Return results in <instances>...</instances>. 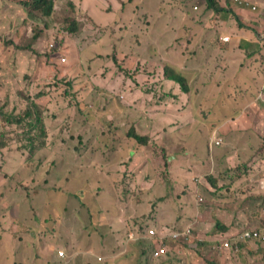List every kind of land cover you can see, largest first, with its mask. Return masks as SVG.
Returning a JSON list of instances; mask_svg holds the SVG:
<instances>
[{"label":"rangeland","instance_id":"1","mask_svg":"<svg viewBox=\"0 0 264 264\" xmlns=\"http://www.w3.org/2000/svg\"><path fill=\"white\" fill-rule=\"evenodd\" d=\"M69 1L62 0V2L67 3ZM71 1L74 7L80 9L82 13L84 12L81 7L84 8L93 21L98 23V26L94 22L82 18L76 34H69L67 29L70 20L74 19L72 15L75 10L70 9L67 3H56L54 5L55 15L49 21L46 17H42L38 11L31 17L36 23L34 27L44 28L47 26V30L41 34L40 40V48L44 54L50 49L48 44L51 41L56 45H67V50L64 52L70 58L68 65L72 74L63 77V79L73 78L77 84L86 79L85 76H87L89 82L87 88L78 84L82 95L79 97L78 104L73 108L71 116L65 118L66 112L62 111L65 107L67 110L70 109L67 100L58 98L54 106L51 105V112L54 109L62 111V122H67L59 131L53 132L51 130L52 114H49V129L57 141L56 144L65 135L70 136L71 139H64L65 141L60 145L61 148L56 147L60 149L59 151H54L55 145H53L45 156L47 158L34 162L43 169H47L50 155L53 153L62 154V157L57 160L52 168L58 183L62 180L64 184L63 188L54 189V197L67 198L68 211L63 212L59 222L69 226L73 232L81 233V236L76 238V243H78L76 247L72 240H69L64 244V248L60 249L64 251L66 256L71 254V258L58 264H87L86 259L78 255L81 253V248L85 247L97 249L91 251L96 259H100L102 264H114L113 255L117 256L116 264H136L138 257L142 259L141 264H149V255L141 256L140 246L129 242L128 233L140 232V225L149 229L150 226L156 227L157 224L171 223L175 214L172 204L174 187L180 193L183 192L189 200L197 194V189L199 190L197 195L203 199L197 196L198 200L195 205L205 209L206 212L197 221L201 228L206 231L204 236L207 239H210V235L216 230L215 225L220 222L219 217L215 215L220 210L225 211L223 222L231 224L234 233L243 228H250L249 218L256 222H262L264 226V188H259L260 183L264 184V84L259 85L257 83V87L253 88L255 95L257 94L255 102L244 106L239 114L235 111L229 112V114H237L234 118H230V116L224 118L221 116L222 111H220L221 115H215L219 110L213 112L207 108L206 103L202 104L203 97L210 99L211 96L208 93L219 86L214 80L220 66L226 65L219 80L230 83L235 82L232 74L242 59L247 62L245 60L246 48L256 49L258 54L256 55L264 59V37H259V31L255 38L251 36L250 30L247 28L250 23L243 21V19L248 20L249 18L240 13L242 17L238 16L241 21L235 20L233 11L230 9L211 12L205 7L207 11L204 12V5H206L204 0H125V3L122 0ZM174 1H179L180 9L177 10V14L179 17L182 15L183 21L189 22V26L191 24L199 26V30L194 33L193 37L191 34H187L188 37H191L190 40L187 38L185 40L182 36L177 39L178 35L181 34V29L175 24L176 16L171 12ZM216 1L220 2V5L229 2L232 4L231 0ZM19 8L26 12L24 7ZM21 12L20 15H26V13ZM215 13H219V17L225 19L227 23L222 26L219 25L213 17ZM36 14H39V18H35ZM21 21L22 18L20 17ZM180 27L183 28V24H180ZM143 29H145L144 32H142ZM236 33L237 36H235ZM245 33H247V38H254L256 42L250 41L249 44L244 45L242 51L237 49L234 44L241 42V37ZM201 34H205L209 42L219 39L221 46L229 48L228 51L231 54L227 55L224 52L223 59L219 60L214 55L216 54L215 50L212 52L204 48V50L198 49L202 52L199 55L195 51L194 43L196 41L201 42L199 38ZM262 35H264V30ZM223 36L228 38L224 39ZM143 37L150 39L148 45L144 44ZM184 40L185 45L188 43L191 45L185 47L182 43ZM190 46H193L192 48L195 50H191ZM115 47L119 65L123 66L124 70L127 69L130 74L135 71V74L129 76L125 71L117 68L110 56L116 52ZM79 48H83L84 53L80 59L78 58ZM168 50L170 51L166 52ZM179 50L183 51V54H179ZM75 51L77 57L72 56V53L75 55ZM39 52L41 53V51ZM139 55H146L147 59L153 62L147 63L151 70L155 68L160 71L166 60L174 64L176 68L179 67L187 75L192 98L197 102L193 111L187 113L197 122V143H195L196 147L193 154L185 161L183 169L180 163L173 166L172 159V166L168 173L163 168L161 161L165 152L171 146L174 148L176 142L174 134L178 128L175 126L176 124L170 121L163 129L164 134L161 131H151L152 139L148 140L151 142L144 149L145 159L149 164L141 178L143 181L155 179V184H153L157 191L153 192L150 189L147 193L142 192L152 199V202L156 200L157 196H164V199L158 204L156 201L155 205L157 206L154 208L152 204L146 206L141 200L142 197L137 202V199L131 196L127 199H121L120 194L122 169L119 167V163L128 160L126 159L127 156L135 155L139 148L132 139L123 135L125 132L124 123L131 118L134 124L132 126L137 132L139 131V134L142 131H148L150 123L139 111L141 110L140 101L148 102L142 90L144 88L151 92H161V79L155 71H149L146 73L148 76H144L141 73L143 68L135 67L136 64L140 63ZM6 60L10 66H17L22 74L36 71L35 65H33L35 60L29 50L14 47L3 49V46L0 45V70L3 69ZM255 62L257 63L247 64L251 67L264 69V66L259 65V61ZM36 67L43 70L47 68V63L45 60H41L36 63ZM261 74L264 76L263 72ZM242 76H237V78L240 79ZM246 79H249V76ZM12 80L26 81L22 75L12 77ZM135 81L139 84L135 85ZM209 81L211 84L207 86ZM250 82L251 80L246 82L249 87ZM151 83L154 84V87L146 89L145 87ZM132 87L135 91L132 90ZM203 90H206V95L200 97L199 92ZM226 94L227 88L224 96ZM216 96L219 97V95ZM47 99L45 97L39 101L46 102ZM79 107L82 108V111H79ZM84 107L88 110L83 114L87 119L84 125L79 126L76 124L77 119L84 112ZM171 117L176 118L177 114ZM214 118L217 125L211 123ZM136 121L140 125V130H137ZM85 126H87L88 131ZM17 130L15 129L14 132ZM215 140L220 144H215ZM258 144L259 146L262 145L263 148L257 152ZM30 155L43 157L38 150H34ZM0 157L2 158L0 164L2 160L7 158L14 159L13 174L17 170L16 165L23 156L20 154L16 156L13 151L8 152L6 150L5 153H0ZM23 158L25 159V156ZM143 163L140 162L138 166H142ZM97 169H101V173H98V177H94ZM129 170V167L126 168L127 174L130 173ZM185 170H188L189 173H185ZM28 171L29 167L22 165L24 177ZM207 176H211L214 183H210ZM0 178L3 179L2 171H0ZM87 180L104 187L103 189L94 187L90 193L86 192L82 190V187L86 186ZM133 181L135 184L134 177ZM170 183L173 185V190ZM7 188L11 191L0 202L2 211L8 212L18 208L22 214L18 215L17 219L25 218L27 221L34 219L42 221L52 216L51 214H42L37 205L32 206V211H28L29 205L19 199V180L17 177L7 181ZM76 189L81 199L77 197L76 202L70 201V199H74L73 194H76ZM188 201H184L183 204L190 214L192 203ZM135 202L138 203L137 206ZM213 202H223V207H217L212 204ZM140 205L143 206L144 214H142ZM175 206L178 207L176 204ZM156 215L162 220H152ZM98 220L101 221L99 231H95L94 227ZM61 227L64 226L61 225ZM27 228H32V226L27 225ZM48 229H51L50 221L48 222ZM148 229L144 236L148 234ZM23 233H27L29 236L32 230L27 232L25 230ZM61 234V229L54 231L52 236L51 234L48 236L47 243L53 237ZM11 238L7 232L0 233V264H56L53 257L44 248H40L38 244L32 245L24 239L17 241L14 247ZM55 240L58 239L55 238ZM149 242L152 246H147L148 250L154 247L150 239ZM229 242L234 241L229 239ZM241 246L237 243V248L233 247V250L228 252L220 250L219 257L222 264H264V243H256V245L251 246V250L247 249L245 244H241ZM242 249H246L248 255ZM205 251L206 247H203L197 264H202L205 260ZM123 255L130 256L123 257ZM162 261L163 264H183L181 259L170 256L169 253L167 258L153 259L150 264H161Z\"/></svg>","mask_w":264,"mask_h":264},{"label":"trees","instance_id":"2","mask_svg":"<svg viewBox=\"0 0 264 264\" xmlns=\"http://www.w3.org/2000/svg\"><path fill=\"white\" fill-rule=\"evenodd\" d=\"M124 1L125 0H122V2ZM204 1V3L206 4L204 5V12L207 11L205 7L207 9H210L211 12H220L227 9L233 11L230 8V2L226 3L225 1L226 4H224V6L220 5V2H217L216 0ZM56 3L65 4L67 2H62V0H0V45L3 46V49L14 47L31 51L32 57L35 60V64H33L35 65V68L36 63L41 60H45V62L47 63V69L37 71L36 73H33L34 71H30L29 74H22L17 69L15 73L17 74L16 77L22 75V77L26 80L24 81L23 87L13 93H9L0 97V152L5 153L6 150H8V152L13 151L16 156L18 152H20L25 156V164L23 165H27L29 167H32L35 164V161L47 158L45 156L53 145H55L54 151H59L60 149H57L56 147H60V145L65 141L64 139H71L70 136L65 135L58 141L59 145L56 144L57 141L51 135L49 129V114H52L51 130L53 132L59 131L67 123L62 122L61 112H66L65 118L71 116L73 108L78 104V101L80 100L79 97H81L82 92L78 88V84L84 86V88H87L89 84L87 76H85L86 79L81 80V82L77 84L73 81V78H67L66 80L63 79V77L70 76L69 74H72L71 68L68 65L70 58L69 56H67L68 54L66 55V53H64L65 60L63 62H59L57 57L54 55V52L66 51L67 45H56L55 47L47 50L45 54L44 51L40 48L41 34H44V32L47 30V26H44V28L34 27L36 23L31 19V17H33L34 13L38 11V13L42 17H46L48 21L51 20V18H53L55 15L54 5ZM67 4L70 9L75 10V13L72 15L75 20H70V25L67 29V32L69 34H76V31L79 29L80 20L82 18H85L84 20L86 21L94 22L92 17L85 12L84 8L81 7L82 11L84 12L82 13L80 9L74 7L71 0ZM10 5H12L11 8ZM19 7H24L26 9V12H23V10H21ZM178 9H180L179 1H174L171 7V12L174 14V16H176L175 24L181 29V34L178 35L177 39L182 36L185 38V40L186 38L190 40L191 37H193L194 33H197V31L199 30V26L192 24L189 26V22H184L182 15L179 17L177 14ZM188 10L193 12L190 9ZM2 11L6 12V14H4ZM20 12L26 13V15H20ZM232 13L235 20L241 19L236 12L233 11ZM39 14H36L35 18H39ZM218 14L219 13L213 14V17L216 19L217 23L221 26L224 25V23H227L225 19L219 17ZM20 17L22 18L21 22ZM7 23L10 24L11 30L9 31H6ZM94 24L98 26L97 22H94ZM180 24H183V28L180 27ZM249 30L252 37L255 38L258 35V31L255 28L250 27ZM144 31L145 29L142 30V32ZM187 34H191V37H188ZM199 38L201 39V42L196 41L194 43L196 50L192 48L193 46H190V49L195 50L199 53V55L202 54V52H200L198 49L204 50V48L212 52L215 50L216 54L214 55L217 56L219 60L223 59L222 57L224 52L227 55L231 54L228 51L229 48L221 46L219 39H215L213 40V42H209L205 34H201ZM142 40L145 45H148L150 42V39L146 37H143ZM185 40L182 41L184 45ZM249 42V38H242L237 47L243 51L244 45L249 44ZM187 45L191 44L188 43L185 45V47ZM39 51H41V53ZM169 51L170 50L166 52ZM256 51V49L251 50L246 48L245 60H247V62L242 59L239 66L232 74L235 82L225 83L224 81L219 80V77L225 70L226 65L219 67V71L215 75L214 80L219 86L208 93V95L211 96L210 99H207V97H203L202 99V104L206 103L209 110H212L213 112H215V110H219V112L215 113V115H221L220 111H222L221 116H223L224 118H227L228 116H230V118H234L241 112L244 106L252 104L256 101L257 94L255 95V90H253V88L257 87V83L260 85L263 84L264 81V79L261 78V72L264 73V69L257 68L255 66L251 67L248 65L249 63H257L255 61H259V65L264 66V59L258 58V56H256V59L253 60V56L257 54ZM179 54H183V51L179 50ZM82 55H84L83 48H79L78 58L80 59ZM72 56L77 57V52L75 51V55L74 53H72ZM110 56L113 58L117 68H119L121 71H125V73H127L129 76L135 74V71L130 74L127 69L124 70L123 66L119 65V61L117 59V51L113 52ZM139 58L141 59L140 63L136 64L135 67H142L143 70L141 71V73L144 76H148V74L146 73H149V71H155L157 76L161 79V92H151L145 90L144 88L143 90L142 88H140L142 91H144V97L148 99V102L144 103L143 100L140 101L141 110L139 111H141L144 118L149 121L151 129L149 128L148 131H142L139 134V131L137 132L132 126L133 121H131V118L126 120L124 123L125 132L123 133V135L132 139L139 148L137 149V153L135 155H133L132 157L129 155L126 157V159L128 160H126L124 163H119V167L122 169L120 179L122 188L120 194L121 199H127L131 196L133 198H136L137 202H139L140 197H142L141 200L146 206H150L152 204V207L154 208L155 206H157L155 205L156 201V204H158L164 199V196H157L156 200L152 202V199H150L142 192L147 193L150 189H152L151 191L153 192L157 191V189L154 187L155 179L151 178L150 181H143L141 178L146 171V166L149 164L145 159L146 155H144V149L151 142L148 141L152 139L151 131H161L162 134H164L163 129L170 121L176 124L175 126L178 128L177 130H175L176 134H174V138L176 140L174 148H172L171 146L169 150L165 152V155L161 157V161L163 164V168L167 170L168 173L170 172L172 166V159L173 166L180 163L183 169L185 161L193 154L196 147L195 143H197V122L194 121L195 119L190 116L192 118L191 120V118L187 114L190 111H193L194 107L197 105V102L192 98L191 86L187 75L183 73L179 67L176 68L174 64L166 60L165 63H163V67L160 71L155 68L151 70L147 63H151L152 61L150 59H147L146 55H139ZM143 62L146 63L144 64ZM240 75L243 76L238 79L237 76ZM89 76L90 78H92L91 75ZM247 76H249V79H246ZM249 80H251L250 87L246 84V82ZM134 84L137 85L139 83L135 81ZM209 84H211L210 81L207 86ZM152 87H154L153 83L148 84L145 88L150 89ZM226 88L227 94L224 96ZM132 90L135 91L134 87H132ZM199 95L200 97L205 96L206 90L199 92ZM216 95H219V97H217ZM45 97L48 98L46 102L39 101V99ZM154 97L156 98L154 99ZM58 98L67 100V102L69 103L67 105H70V109L67 110V108L65 107L62 111L54 109L51 112V105L54 106V103ZM83 109L84 112L78 117V122L76 123L79 126L84 125L87 119L83 114L85 112H88V110H86L85 107ZM79 111H82L81 107H79ZM234 111L237 114H229V112ZM175 114H177L176 118L171 117ZM211 123H215L217 125V121L215 120V118ZM135 125L137 126V130H140L138 121L135 122ZM85 128L88 131L87 126H85ZM15 129H18L17 132H14ZM256 148L258 152L262 150L263 146H259L258 144ZM34 150L40 151L43 157L31 156L30 153H33ZM50 156L51 157H49V165L51 166L48 165L47 169H45L46 172L44 174H40L36 178L26 182V188L22 193H19V199L23 200L29 205L28 211H32V206L37 205L42 214H51L52 216L50 218H45L42 221H39L37 219L30 221L32 228L28 229L27 224L22 221V218L17 219L18 215L22 214L18 208L11 209L8 212L2 211L0 209V233L7 232L12 237L11 240L14 247L17 241L24 239L32 245L38 244L40 248H44L46 252L50 254L51 257H53L54 263L58 264L64 263L71 258V254L60 257L58 255V251L64 248V244L69 240H72V243H74L76 247L78 244L76 243V238L78 236H81V233H75L69 226H65L64 224H61L59 222V218L62 216L63 212L68 211V206L66 199H63L61 197H54V189L63 188L64 184L62 180L60 181V183H58L57 178L52 171V168L55 166L57 160L62 157V154L53 153ZM140 162H144L142 166H138ZM13 166V158H7L6 161L0 166V171H2L3 174V179L0 178V191L4 190L1 195V201L11 191L7 188L8 180L17 177L18 180L21 181L25 178L22 175V165H20L18 169L12 174ZM128 167L130 169V173L128 172L127 174L126 168ZM184 172L189 173L188 170H185ZM98 173H101V169H97L93 176L98 177ZM133 177L135 178V184L133 181ZM207 179L210 181V183H214V180L211 176H207ZM85 183L86 186L82 187V190L89 193L94 187L100 189H103L104 187L95 185L89 180H87ZM170 187L173 190L172 183H170ZM75 196L81 199L79 194H75ZM184 201H187L184 193H180L179 190L174 187L172 204L174 207L175 217L169 224L156 225L159 234H169L173 230L181 231L185 225L194 221V214L197 207L194 204V201L189 200L188 202L192 203V210L189 214L185 209V204H183ZM137 202H135L136 206L138 204ZM175 204L178 205V207H176ZM141 209L143 211L142 214H144L143 206H141ZM157 219L162 220L157 215L152 220L155 221ZM49 221L51 222V229H48ZM100 223L101 221L98 220L97 225L94 227L95 231H99ZM61 225L64 227H61ZM142 227L144 226L140 225V232L144 233L146 227H144L143 230ZM218 228L220 229L221 235H226L227 237H232L237 232L243 231V229H240L234 233L232 225L226 223L218 225ZM58 229L62 230V234L55 237L58 240H55V238L53 237V239H51L49 243H47L46 240L48 236L50 234L52 236L54 231H57ZM25 230L26 232L32 230V233L28 236L27 233H23V231ZM180 237L183 239V236ZM149 239L150 238L148 236L143 235L141 237V235H138L137 239H135V241L133 242L134 245L138 244L140 246L141 256H143L144 254L149 255V264L153 259L160 260L163 257L167 258L168 253L170 256H175L176 258H179L181 260L184 259L182 252L179 254V251H174L173 249H166L161 253L159 257H153V250L156 247L160 246V240L155 239L152 241L150 239L154 247L153 249L148 250L147 246H152L149 242ZM164 242L166 246H169V244L175 242L174 244L178 250L179 248L182 250V245L183 247L187 248L192 247L191 239H189L188 241H184L178 239V237L173 239L171 236H165ZM241 244H245L246 248L251 250V245H248V242H240V247H242ZM91 250L95 251L97 249L88 247L81 248V253L78 255L84 257L87 264H102L99 258H95V255ZM127 256L130 255H123V257ZM116 258L117 256L113 255L114 264H116ZM71 260L73 261V258ZM207 262L211 264H217V259L215 258L214 260H212V262L207 260ZM141 263L142 259L138 257V259L136 260V264ZM161 264H163V261Z\"/></svg>","mask_w":264,"mask_h":264},{"label":"crops","instance_id":"3","mask_svg":"<svg viewBox=\"0 0 264 264\" xmlns=\"http://www.w3.org/2000/svg\"><path fill=\"white\" fill-rule=\"evenodd\" d=\"M232 1V10L234 12H236L238 15L241 16V14H243V16H245L246 18H249L248 20L243 19L244 22L248 21L250 24L248 25L247 28H255L257 31H259V36L262 35V32L264 30V0H248L251 4H255L257 6V10L256 11H252L249 7H241L239 5H237V3H235L233 0ZM12 7V5H10V8ZM4 14H6V12L2 11ZM241 13V14H240ZM9 14V13H8ZM251 14V15H250ZM261 24H263V28L261 27ZM10 29V24L7 23V29L6 31H9ZM235 36H237V33L235 34ZM242 38H246L247 39V33L244 34V36L241 37ZM254 41V43L256 42V40L254 38L249 39V41ZM235 47L238 46V43L234 44ZM238 48V47H237ZM239 49V48H238ZM240 50V49H239ZM258 55V54H257ZM253 56V60L256 59V56ZM258 58H260V56H258ZM18 67L13 65L10 66L8 64V60L5 61L4 63V67L2 70H0V97L4 96L6 94L9 93H13L15 91H17L18 89L22 88L24 85V81L22 82H17V81H13L12 77H16ZM36 71L33 73H36L37 71H40V67H36L35 68ZM47 69V68H45ZM261 78L264 79V76H262ZM264 84V81H263ZM2 153V152H0ZM1 157H0V162H1ZM4 163V160H2V163L0 164V166ZM259 188L263 187L264 188V184L260 183L259 184ZM199 190L197 189V194H198ZM198 197H201L199 195H197ZM203 199V197H201ZM187 201L189 200V198H186ZM193 199L196 202V198L195 196H193ZM197 204V202H196ZM215 206H220L223 207V202L221 203H217V202H213L212 203ZM206 210L203 208H199L197 209L196 213H195V218L194 221L187 225L184 226L183 229L189 228L190 229V234L187 235V237H189L192 242V247L191 248H187L185 247L187 250L183 251L179 248V254L182 252L184 259L182 260L184 264H197L200 260V256L202 254V248L206 247V251L204 254L205 260L202 262V264H211L208 261L212 262V260H214L215 258L217 259V264H222V260L219 257L220 254V250L224 251V252H228L229 250H232V247L230 248V245L232 242H229V239H235L236 238V233L234 236L232 237H227L226 235H221L220 233V229L217 228V225H215V229L213 231V234L210 235V239H207L206 236H204V233L206 232L205 230H203L200 226V224L198 223L197 219L201 216H203L205 214ZM225 213V211H219L217 214H215L217 217H219L220 219V224H225L224 218H223V214ZM175 217V214L173 216V219ZM159 223H162V221H159ZM249 223L251 225L250 229H257L261 234H264V226L262 224V222H256L253 221L251 218H249ZM244 229H248V228H243ZM226 230V229H225ZM188 241V240H186ZM256 243H261L263 244L264 241H251L248 242V245H256ZM222 248V249H221ZM242 251H245L246 255H248V251L246 249H243Z\"/></svg>","mask_w":264,"mask_h":264},{"label":"clouds","instance_id":"4","mask_svg":"<svg viewBox=\"0 0 264 264\" xmlns=\"http://www.w3.org/2000/svg\"><path fill=\"white\" fill-rule=\"evenodd\" d=\"M235 3H237V5H239V6H241V7H249L252 11H256L257 10V6L255 5V4H251L250 5V2L248 1V0H245V3H247V4H245V3H240L238 0H233ZM231 6H232V4H231V2H230V8H231ZM252 6H255L256 8L255 9H252ZM197 6L195 5V8H196ZM193 8H194V6H193ZM232 9V8H231ZM240 16V15H239ZM242 17V16H241ZM264 20V19H263ZM261 26H262V28H263V24H261ZM260 36H262L261 38H263L264 37V35H260ZM259 36V37H260ZM50 44H52V45H50ZM263 45V44H262ZM48 46L50 47V48H53V47H55L56 46V44H54L52 41L48 44ZM263 48H264V46H263ZM64 53L65 52H61V51H55L54 52V55L57 57V59L59 60V62H63V61H61V57H64L65 58V56H64ZM261 92V91H260ZM216 141L217 140H215V144H220L219 142L218 143H216ZM18 154H20V155H22L23 157H24V155L23 154H21L20 152H18ZM22 157V159H20V161H19V163H18V165H16V167H17V169H18V167L20 166V165H23V164H25V159ZM6 160H4V162H5ZM29 167V166H28ZM46 171H45V169H43L40 165H38L37 163H35L32 167H29V171H28V173H27V175L25 176V178L23 179V180H21V181H19V190H18V192L19 193H22L24 190H25V188H26V182L27 181H30V180H32V179H34V178H36L38 175H40V174H44ZM24 177V176H23ZM4 190H1L0 191V202H2L1 201V195H2V192H3ZM76 194H78V190L76 189ZM195 196V198H196V202H197V200H198V198H197V194L196 195H194ZM73 197H74V199H70V201H73V202H76V200H77V197L75 196V194H73ZM67 199V198H66ZM191 201H194V204H196V202H195V200L193 199V197L190 199ZM197 209H199L198 207H197ZM197 209H196V211H197ZM196 211H195V213H196ZM195 215V214H194ZM22 221H24L28 226H31V223H30V221H27L25 218H22ZM192 223V222H191ZM157 225H160V224H157ZM217 225V224H216ZM218 225H221L220 223H218ZM218 225H217V228H218ZM150 228H152V229H154L156 232H157V235H155V234H151V233H149V231H148V234H146V236L148 235V237L153 241V240H155V239H159L160 240V246L159 247H156L154 250H153V257H159L160 255H161V253L162 252H164L166 249H173L174 251H179L177 248H176V246H175V242H172V244H169V248H167L168 246H166V244H165V242H164V240H165V236H170L169 234H159L158 233V229H157V227H155V226H150L149 227V229ZM147 229H148V227H146L145 228V232L142 234L141 232H137V233H132V232H129L128 233V237H129V242H134L135 241V239H137V237H138V235H141V237L147 232ZM148 229V230H149ZM219 229V228H218ZM182 230H185V229H182ZM181 230V231H182ZM190 230V229H189ZM244 230H251L250 228H248V229H244ZM243 230V231H244ZM254 230H257V229H254ZM258 231V230H257ZM172 232V231H171ZM178 232H180V231H178ZM191 232V231H190ZM242 231H240V232H238L237 234H236V237L238 236V234H240ZM190 234V233H189ZM264 235V234H263ZM153 236V237H152ZM180 236H183V239L180 237ZM179 237H178V239H180V240H184V241H186V240H189L190 238L189 237H187V235L186 236H184L183 234L182 235H180ZM173 239H175V238H173ZM253 240H255V241H263V240H261L260 238H254V239H249V240H247V241H235V239L233 240L234 242H232L231 243V245H230V248L232 247V250H233V247H236L237 248V243H240V242H250V241H253ZM161 247H163L165 250L164 251H162V252H159V249L161 248ZM222 249V248H221ZM182 250H184V251H186L187 249L185 248V247H183V245H182ZM59 251H61V250H59ZM59 251H58V255L60 256V257H64L65 255H64V252H63V255H61L60 253H59ZM155 252H158V254H155Z\"/></svg>","mask_w":264,"mask_h":264},{"label":"built area","instance_id":"5","mask_svg":"<svg viewBox=\"0 0 264 264\" xmlns=\"http://www.w3.org/2000/svg\"><path fill=\"white\" fill-rule=\"evenodd\" d=\"M240 3H245V0H238ZM245 4H247V3H245ZM256 7L255 6H252V9H255ZM223 38L224 39H227L228 37L227 36H223ZM50 45H52V44H50ZM65 60V58L64 57H61V61H64ZM216 143H218V141H216ZM149 233H151V234H155V235H157V232L154 230V229H152V228H150L149 230ZM190 233V230H189V228H186L185 230H182V231H180V232H178V231H175V230H173L172 232H170L169 233V235L172 237V238H177V237H179L180 235H184V236H186V235H188ZM254 238H260L261 240H264V235L263 234H261L259 231H257V230H254V229H251V230H244V231H242L240 234H238V236L235 238V241H247V240H249V239H254ZM165 249L163 248V247H161L160 249H159V252H162V251H164ZM59 253L61 254V255H63V252L62 251H59ZM155 254H158V252H155Z\"/></svg>","mask_w":264,"mask_h":264}]
</instances>
